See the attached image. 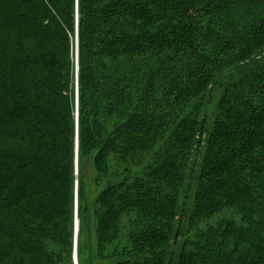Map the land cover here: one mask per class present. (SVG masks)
I'll return each instance as SVG.
<instances>
[{
	"label": "trees",
	"instance_id": "1",
	"mask_svg": "<svg viewBox=\"0 0 264 264\" xmlns=\"http://www.w3.org/2000/svg\"><path fill=\"white\" fill-rule=\"evenodd\" d=\"M76 24L79 256L92 158L116 264H264V0H0V264L71 259Z\"/></svg>",
	"mask_w": 264,
	"mask_h": 264
},
{
	"label": "rangeland",
	"instance_id": "2",
	"mask_svg": "<svg viewBox=\"0 0 264 264\" xmlns=\"http://www.w3.org/2000/svg\"><path fill=\"white\" fill-rule=\"evenodd\" d=\"M78 0H76L77 4ZM77 21H78V16H77ZM72 56L75 64V70L74 72V81H73V88H74V102H72V113L74 115L75 121H76V149H75V172H74V177H75V202H74V222L76 224V220H80V211H78V197H79V181H80V176H79V170H78V162H79V147H77V138H78V123H79V114H80V104H79V88L81 85H79V36H78V24H76V32H75V37L73 38L72 41ZM130 58L123 57L117 60H103L101 61L103 63L102 65V74H106V78L104 79L106 83H109L113 80H116L119 78V75L121 74H130L131 69L134 68V64L136 63L135 60L130 61ZM155 59L148 58L146 60V64L140 66V76L138 78V83L140 85V91L143 93L145 87H146V79L150 77L153 72L152 69L155 67ZM133 64V65H132ZM81 84V82H80ZM219 91L217 93H214L213 98L209 99H204L201 101V98L198 100H193L192 102H201L202 106L206 108V104H211L216 103L217 98L219 96ZM217 96V97H216ZM216 97V98H215ZM215 99V101H214ZM151 158L147 157L145 160H149ZM144 160V159H143ZM146 165V164H144ZM141 167V166H140ZM140 167L137 168V172H145V170H140ZM144 167V166H142ZM83 178H84V204L83 207L85 208L86 214L84 216V228H83V236H82V254L79 256V233H80V228L79 232L77 234V231L75 230L76 225L74 224V230H72V247L70 248L71 251V259L68 261V264H75V259L78 258L77 262L80 264V261L82 264H116L118 262L117 257H113L112 253L109 249L106 251H99V242L97 238V231H96V225H95V219H94V209H95V202L96 199L99 197L100 193L103 191V185L107 181L101 180L100 184H98V171L95 169L94 164H93V159L88 158L84 161L83 165ZM105 181V182H104ZM78 191V194H77ZM80 222V221H79ZM213 222V221H212ZM122 230H121V236L123 239L122 245L125 244L128 238L127 232L130 230V224L127 223V221L122 222ZM126 232V235H125ZM43 237V236H42ZM45 238V237H43ZM77 242V243H76ZM121 245L120 248L123 246ZM77 247V251H76ZM121 250V249H119ZM148 254V253H147ZM144 251L138 250V254L134 253V256H143L147 255Z\"/></svg>",
	"mask_w": 264,
	"mask_h": 264
},
{
	"label": "bare ground",
	"instance_id": "3",
	"mask_svg": "<svg viewBox=\"0 0 264 264\" xmlns=\"http://www.w3.org/2000/svg\"><path fill=\"white\" fill-rule=\"evenodd\" d=\"M77 147H78V138H77ZM77 168H78V170H79V162H78V167H77ZM77 194H78V191H77ZM77 223H78V224H77ZM76 224L78 225V232H79V228H80V225H79V224H80L79 219H78V221L76 220ZM75 230H76V228H75ZM77 259H78V258L75 259L76 264H78V262H77L78 260H77Z\"/></svg>",
	"mask_w": 264,
	"mask_h": 264
},
{
	"label": "water",
	"instance_id": "4",
	"mask_svg": "<svg viewBox=\"0 0 264 264\" xmlns=\"http://www.w3.org/2000/svg\"><path fill=\"white\" fill-rule=\"evenodd\" d=\"M77 221H78V219H77ZM78 224V223H77ZM77 224H75L76 225V231H77V234H78V225ZM77 243V242H76ZM76 251H77V247H76ZM76 264V263H75Z\"/></svg>",
	"mask_w": 264,
	"mask_h": 264
}]
</instances>
